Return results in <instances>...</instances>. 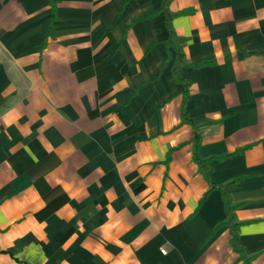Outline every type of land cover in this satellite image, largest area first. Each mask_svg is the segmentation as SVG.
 Masks as SVG:
<instances>
[{
  "label": "crops",
  "instance_id": "0c3cea01",
  "mask_svg": "<svg viewBox=\"0 0 264 264\" xmlns=\"http://www.w3.org/2000/svg\"><path fill=\"white\" fill-rule=\"evenodd\" d=\"M52 1L0 0V264H242L194 133L264 264V0H169L185 94L161 0Z\"/></svg>",
  "mask_w": 264,
  "mask_h": 264
},
{
  "label": "trees",
  "instance_id": "16d2710c",
  "mask_svg": "<svg viewBox=\"0 0 264 264\" xmlns=\"http://www.w3.org/2000/svg\"><path fill=\"white\" fill-rule=\"evenodd\" d=\"M55 2H56V0L52 1L53 10H55ZM161 3H162V10H163L164 15H165L166 29L168 31V38L165 41V46L166 47L171 46L177 53L175 55L174 61H173L172 66H171V72H172L175 80L184 85V89H183L182 93L185 94L187 92V87H186L187 84L185 83V80L181 75V67L183 65H188L190 63L185 60V58H184L185 56H184L182 49H181V46H180V43L184 40V38L177 36V34L174 32V30L171 26V19L176 15H182V14L190 13L191 9H184V10H180L178 12H170L167 8L169 0H161ZM210 63L211 62H209V61H202L198 64H194L193 66H201V65H206V64H210ZM185 101H186V99L184 98V102H183L182 108H181L182 121H191L190 119L187 118V115H186ZM192 125L194 126L193 122H192ZM192 139H193V155H192V158H193L194 162L197 163L199 171L203 174L205 180L209 184V188L204 193V195L202 196L200 202L203 199H205V197L207 196L209 191H211L213 189H219L221 191L222 200H223V204H224L225 219L223 221H221L219 224H226L228 226L229 232H230L229 243H230V246L232 247L233 251L236 252L238 255L237 260L241 261L242 264H251V260H252L253 256L247 255L244 248L239 243V227H240L241 223L236 221V217L234 214V209H235L236 205L231 203L230 197H229L226 189L224 188V186L221 184H216L212 180L211 175H210L211 170H210V166L208 164L209 160L212 157L203 158L199 155V153H198V146H199V142H200L199 135L197 133L196 134L194 133V136ZM219 157H222V156H219Z\"/></svg>",
  "mask_w": 264,
  "mask_h": 264
},
{
  "label": "built area",
  "instance_id": "2783aa9c",
  "mask_svg": "<svg viewBox=\"0 0 264 264\" xmlns=\"http://www.w3.org/2000/svg\"><path fill=\"white\" fill-rule=\"evenodd\" d=\"M161 251H162L163 253H165V250H164V249H162Z\"/></svg>",
  "mask_w": 264,
  "mask_h": 264
}]
</instances>
